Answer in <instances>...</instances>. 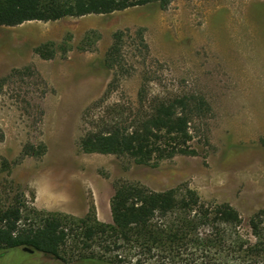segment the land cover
<instances>
[{
  "label": "rangeland",
  "instance_id": "1",
  "mask_svg": "<svg viewBox=\"0 0 264 264\" xmlns=\"http://www.w3.org/2000/svg\"><path fill=\"white\" fill-rule=\"evenodd\" d=\"M116 32L122 62L112 69L105 55ZM44 44L55 49L53 58L35 52ZM174 96L204 102L187 112L193 155L152 167L78 147L91 121L84 113L123 119L138 103ZM26 144L44 145V155L22 157ZM119 185L178 198L190 190L210 207L228 204L240 219L232 231L237 240L254 242L248 223L264 221V0H168L164 9L149 4L0 26V210L19 209L20 225L61 219L68 253L85 238L76 227L97 226L98 236L112 224L110 200ZM109 234L105 251L97 241L90 247L102 264H217L149 256ZM230 249L231 261L218 264H264V246L256 248L259 257L248 244ZM0 264L55 263L14 249Z\"/></svg>",
  "mask_w": 264,
  "mask_h": 264
},
{
  "label": "trees",
  "instance_id": "2",
  "mask_svg": "<svg viewBox=\"0 0 264 264\" xmlns=\"http://www.w3.org/2000/svg\"><path fill=\"white\" fill-rule=\"evenodd\" d=\"M153 4L166 8L168 0H0V26L14 27L28 21H56L64 17H81L91 14H110L132 7ZM122 33L112 35V43L105 55L108 68L120 67ZM42 59L54 57L55 49L44 44L35 50ZM111 85H108V88ZM145 103V102H144ZM138 103V109L128 118L109 117V112L83 117L91 121L79 137L78 147L83 153L109 154L127 157L135 164L157 166L161 161L177 155H193L189 142V113L199 111L203 100L194 97L174 96ZM194 110V111H193ZM45 153L42 144H26L22 157L40 158ZM112 224L109 227L79 226L84 239L76 240L72 250L62 252L65 228L59 218L39 219L41 225H20L19 209L0 210V255L27 247L55 264H66L74 256L81 264H102L90 247L97 241L100 252L105 251V231L114 234V240L126 245H138L141 252H162L173 261L189 257L208 262L228 263L231 247L249 246L256 257V250L264 246V221L251 219L248 223L254 234L253 243L237 240L232 232L240 224L237 212L228 204L213 207L200 201L193 191H186L178 198L174 192H152L134 186L119 185L110 200ZM264 215L260 212L259 215ZM207 227V233H199ZM120 245V244H119ZM119 245H115L118 247ZM96 246V245H95ZM103 246V247H102ZM221 248V251L218 250ZM65 254V255H64ZM145 254V253H144ZM119 262V261H118ZM113 264V263H110Z\"/></svg>",
  "mask_w": 264,
  "mask_h": 264
},
{
  "label": "water",
  "instance_id": "3",
  "mask_svg": "<svg viewBox=\"0 0 264 264\" xmlns=\"http://www.w3.org/2000/svg\"><path fill=\"white\" fill-rule=\"evenodd\" d=\"M22 250L25 251V252H32V250L27 248V247H23Z\"/></svg>",
  "mask_w": 264,
  "mask_h": 264
},
{
  "label": "flooded vegetation",
  "instance_id": "4",
  "mask_svg": "<svg viewBox=\"0 0 264 264\" xmlns=\"http://www.w3.org/2000/svg\"><path fill=\"white\" fill-rule=\"evenodd\" d=\"M22 250V249H21ZM23 251V250H22ZM23 252H25V251H23ZM26 253H28V254H33V252H26Z\"/></svg>",
  "mask_w": 264,
  "mask_h": 264
}]
</instances>
